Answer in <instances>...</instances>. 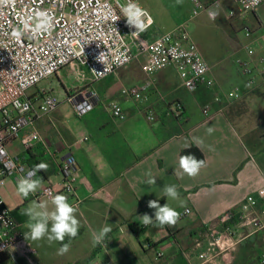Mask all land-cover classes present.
Listing matches in <instances>:
<instances>
[{"label": "crops", "instance_id": "0c3cea01", "mask_svg": "<svg viewBox=\"0 0 264 264\" xmlns=\"http://www.w3.org/2000/svg\"><path fill=\"white\" fill-rule=\"evenodd\" d=\"M140 3L148 10L149 2L140 0ZM159 35L151 29L146 36L152 40ZM260 41V51L251 55L255 56L251 64L256 73H261L264 65V40ZM228 48L242 51L236 43ZM199 49L208 62L200 46ZM220 50L214 46L213 54ZM225 59L217 57L212 65L208 62L214 87L201 86L191 93L183 87L177 73L164 72L168 68L149 77L145 72L146 57L141 56L130 68L123 69H130L129 73L119 74L121 69L97 82L101 87L90 84L89 89L97 93L100 101L80 117L81 122L64 124L54 117L55 111L36 123L46 144L19 155L31 167L40 162L49 165L47 172L39 173L43 182L36 192L46 184L59 190L60 164L69 154L74 155L78 184L75 194L67 197L77 209L80 221L78 235L71 240L67 254H58L60 242L49 245L46 239L35 242L27 239L37 264H82L91 257L89 264H159L155 260L158 253L162 254V264H201L200 253L210 248L207 238L210 228L222 229L225 225L221 218L227 213L234 214L236 233L246 236L235 249L223 255L222 264H258L254 256L258 248L264 255V230L249 235L248 228L239 225L238 216L245 198L257 195L264 187V148L257 152L247 144L234 117L240 114L236 104L244 101L250 104L259 93L255 87L248 90L247 81L231 84V68ZM241 62L246 61L237 60L238 67ZM238 71L242 72L239 68ZM111 77L116 78L107 82ZM67 82L64 80L66 87ZM148 82L152 84L142 99L120 94L128 87ZM184 92L192 94V99ZM232 93L239 98H230ZM112 101L121 103L125 120L112 116L109 109ZM189 103L200 109L191 112ZM206 108L210 109L208 116L204 114ZM151 115L154 119L149 118ZM209 127L214 129L212 134H208ZM193 145L202 151L206 162L198 175L190 177L180 169L179 160L182 152ZM149 170L156 177V185L144 183ZM12 182L17 186L13 179ZM173 184L179 191L176 200L162 191L164 185ZM0 195L13 212L19 231L24 233L28 231L24 227L27 217L20 215L21 208L39 203H46L49 211L54 208L51 200L35 199L32 194L28 198L19 195L16 202L4 198L2 192ZM149 200H159L161 206L168 203L180 214L186 209L191 213L180 215L175 226L145 227L139 216L154 214L155 210L147 206ZM104 226H111L112 231L103 245H95L93 233ZM199 239L203 240L202 248L196 246ZM64 242H68L67 237ZM0 264L25 262L0 256Z\"/></svg>", "mask_w": 264, "mask_h": 264}, {"label": "built area", "instance_id": "2783aa9c", "mask_svg": "<svg viewBox=\"0 0 264 264\" xmlns=\"http://www.w3.org/2000/svg\"><path fill=\"white\" fill-rule=\"evenodd\" d=\"M196 3L195 15L204 9L202 0ZM241 5L230 16L255 13L264 0H233ZM128 0H0V187L8 179L15 183L18 177L26 175L32 167L20 155H12L9 144L20 140L26 151L34 150L45 139L36 129V123L57 111L61 105L59 99L47 90L29 95V91L42 81L58 75L70 66L74 72L79 70L80 89L68 91V102L73 104L79 117L94 108L100 101L97 93L89 89L90 84L105 80L128 67L139 57H146L145 72L149 77L158 72L173 68L183 87L193 93L201 86L208 89L215 82L209 77L211 67L203 57L198 45L186 30L161 34L150 40L147 33L154 27L151 13L144 8L140 0H134L146 9L153 23L139 36H133L135 28H129L123 17L122 7ZM50 18L51 27L37 29L42 17ZM147 20V18H145ZM251 37L252 33L247 32ZM104 53L101 61L97 59ZM254 55L253 49L249 50ZM244 74H251L250 64L241 62ZM95 70V71H93ZM81 71L86 75H81ZM76 73V72H75ZM88 76V78H87ZM152 83L125 89L123 93L135 99H142ZM247 85L255 84L254 79ZM82 87V86H81ZM230 98L238 99L232 93ZM112 116L125 120L126 113L121 103L109 104ZM210 109H204L209 115ZM154 119L152 115L149 117ZM62 175L61 188L44 185L38 192L32 193L35 199L51 200L57 194L74 195L78 184V166L73 154H69L60 164ZM39 176V173H38ZM186 209L181 217L189 215ZM239 225L256 234L264 230V187L257 195H249L241 205ZM234 219L233 213L221 218L223 229L211 227L207 236L210 248L200 253L201 264H222L224 254L235 249L245 238L237 234L234 226H226ZM196 246L202 248L203 240H197ZM0 256H7L14 262L23 260L25 264H37L32 256L24 232L19 231L13 212L7 208L0 195ZM162 254L155 257L162 264ZM264 261V256H263Z\"/></svg>", "mask_w": 264, "mask_h": 264}, {"label": "rangeland", "instance_id": "374dc122", "mask_svg": "<svg viewBox=\"0 0 264 264\" xmlns=\"http://www.w3.org/2000/svg\"><path fill=\"white\" fill-rule=\"evenodd\" d=\"M142 1L150 3L147 7L155 21V25L152 29H155L160 34L174 33L180 30L189 32L196 44H199L211 65L215 64V59L217 57L226 58V63L229 64L231 68V84H234L235 81L245 82L252 78L254 79L255 84L253 87H255L254 89L259 93V96L255 97L254 102L252 101L250 104H247L245 101L236 104V106L239 107L240 114L238 115L239 117L235 114L234 118L247 144L257 152L261 151V149L264 148V139L261 140V137H264V65L261 73H256L254 66L251 64L255 56H251L249 50L253 49L256 53L259 52L260 40H264V4H262L255 13H249L247 15L237 14V16L232 17L230 16V12H237L241 7L240 4L233 0H202L204 9L200 10L198 15L194 14L196 3L193 0H183L182 4L179 5H177L176 0ZM213 5H218L216 10L219 11V16L216 20L210 19L208 15V10L212 8ZM249 31L252 33L251 37L247 36V32ZM235 43L241 45L242 51H240V49L232 50L228 48L230 46L233 47ZM214 46H218L221 49L220 52L213 54ZM239 59L249 62L251 64L250 68L252 70L254 69V71L247 75L243 72H239L238 68L242 71L240 66L238 67L236 64ZM130 71V69H125L120 71L119 74L124 72L126 74ZM75 72L73 68L67 66L59 75H54L42 81L29 91V95L44 90L55 95L59 99L61 105L54 117L57 118V121L63 122L64 124L69 123L72 125L73 123L81 122L73 104L68 102L67 98V93H69L68 90L78 91L80 89V91H82L84 85L79 80V70H77V68ZM164 72L176 74L172 68H168ZM84 74L86 75V73L81 71V75ZM115 78L116 77H111L107 82H111L115 80ZM64 80L68 81V87L65 86ZM80 83L83 84L82 87H80ZM98 85L101 87L100 84ZM127 89H129V87ZM121 93L123 94L122 91L120 94ZM184 95H186L188 99H192L193 97L189 92H184ZM113 96L114 95H111L110 97ZM189 108L193 113L196 111V108L200 109L199 106H195L192 103H189ZM7 148L12 155L26 154V150L22 146L20 140L9 144ZM0 192H2L4 198L10 202H16L18 200L19 194L17 193V186L13 184L12 179H8L6 184L0 187ZM257 255L258 264H264V255L259 253L255 256Z\"/></svg>", "mask_w": 264, "mask_h": 264}, {"label": "clouds", "instance_id": "9594fccd", "mask_svg": "<svg viewBox=\"0 0 264 264\" xmlns=\"http://www.w3.org/2000/svg\"><path fill=\"white\" fill-rule=\"evenodd\" d=\"M183 0H176L177 5L182 4ZM258 2V0H256ZM218 5H213L208 10L209 18L216 20L219 16V11L216 10ZM123 17L126 18V24L129 28H135L136 31L132 32L133 36H139L151 26L153 20L146 9L142 8L138 2L134 0H128L127 4L121 9ZM42 17V21L37 25V29L47 30L51 27L50 18L46 14H39ZM147 18V20H145ZM104 53H100L97 57L101 61V57ZM95 71V70H93ZM250 87L251 85H247ZM208 134H212L213 128L207 129ZM3 153V149H0V154ZM205 166L203 159H198L194 154L181 155L179 160V167L183 173L190 177H195L199 174L201 168ZM49 165L40 162L29 169L26 175L18 177L17 179V193L24 198H28L30 194L35 193L43 182V178L38 176L41 171L47 172ZM147 179L145 184L151 186L156 185V177H154L151 171L145 173ZM164 195L168 198L176 200L179 198V191L176 185H164L162 188ZM51 203L54 206L52 211L48 210L46 203H39L30 205L20 209V215L27 217L24 222V227L28 229L24 233L25 239L32 241L45 240L51 245L54 242H60L58 254H67L70 250L71 240L78 235L80 228V221L76 216L77 209L69 203L68 197L64 194H57L52 197ZM147 206L150 209H154V214L149 215L144 213L139 216L143 226L163 227L175 226L180 219V212L175 208L170 207L168 203L163 206L160 205L159 200H149ZM112 231L111 226H104L98 233H93V243L95 245H103L107 239L108 234ZM68 238V242L65 243V238Z\"/></svg>", "mask_w": 264, "mask_h": 264}, {"label": "trees", "instance_id": "16d2710c", "mask_svg": "<svg viewBox=\"0 0 264 264\" xmlns=\"http://www.w3.org/2000/svg\"><path fill=\"white\" fill-rule=\"evenodd\" d=\"M246 86H247V84H246ZM247 88H248V90L251 89L248 86H247ZM189 153L194 154L198 159H203L206 162L204 154L202 153V151L197 146L193 145L189 149L184 150L182 152V155H186V154H189ZM235 223H236V221H235V219H233L229 223H227L226 226H233ZM131 227H132L133 231L135 232V234L139 235V231H138L137 227L135 225H133V224L131 225ZM257 250H258L257 251L258 254L261 253V250L259 248ZM254 257L257 259L258 255L254 256ZM92 259H93V257H91L90 259L86 260L82 264H89Z\"/></svg>", "mask_w": 264, "mask_h": 264}]
</instances>
